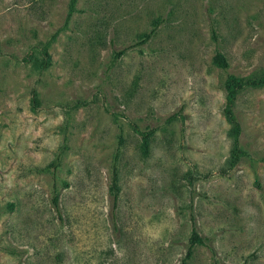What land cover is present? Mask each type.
I'll use <instances>...</instances> for the list:
<instances>
[{
    "label": "rangeland",
    "instance_id": "obj_1",
    "mask_svg": "<svg viewBox=\"0 0 264 264\" xmlns=\"http://www.w3.org/2000/svg\"><path fill=\"white\" fill-rule=\"evenodd\" d=\"M69 4L0 0V264H264V0Z\"/></svg>",
    "mask_w": 264,
    "mask_h": 264
},
{
    "label": "trees",
    "instance_id": "obj_2",
    "mask_svg": "<svg viewBox=\"0 0 264 264\" xmlns=\"http://www.w3.org/2000/svg\"><path fill=\"white\" fill-rule=\"evenodd\" d=\"M75 1L76 0H70V4H69V8H68V14H67L68 17L73 12V6L75 4ZM155 23H157V22H155ZM152 33L153 32L150 30L148 33L142 34L140 36L141 37L140 41L137 42L135 44V46L145 44L150 39ZM46 49H47V45H44L41 49L42 67L43 68H45L49 63L48 54H47ZM122 53H123V51H119L115 55L119 56ZM212 62L216 67H218L221 70H225L227 68L226 60H225L224 56L219 52H216L214 54V56L212 58ZM262 81H260V82H242V81L238 80L237 78H234L230 75H226L225 81H224V91L226 93V107L223 109L222 113H223V116H224L226 122L230 126V131H231L230 135L233 138L239 131L238 123L235 121V119L233 117V113H232V106H233V101H234L236 93L240 89H242L245 85H247L249 83L252 86H258V85L264 84V80H262ZM32 101L33 102L35 101V97H33ZM149 136H150V133H147V134H144L141 138V145H142V150H143L144 154H146V152H147V141H148ZM240 155H241V151L237 148V146L235 147V144H234L233 150L231 151V159L233 160V162L237 161ZM233 164L230 162V166H232ZM109 189H110V193L112 196L113 207H115L118 188H117L114 176L111 179V184H110ZM50 203L52 205V208L57 211L58 210V196L55 194V192H53V194L51 196ZM203 244H204L203 239L201 237H199L194 230H192L190 233V236L188 238L185 254L182 257V259L180 260L179 264H186L188 259L191 257V254H192L194 247L196 245H203Z\"/></svg>",
    "mask_w": 264,
    "mask_h": 264
}]
</instances>
